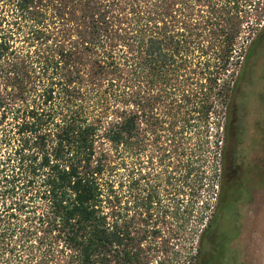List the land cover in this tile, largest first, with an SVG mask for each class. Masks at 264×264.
Masks as SVG:
<instances>
[{
  "label": "trees",
  "instance_id": "obj_1",
  "mask_svg": "<svg viewBox=\"0 0 264 264\" xmlns=\"http://www.w3.org/2000/svg\"><path fill=\"white\" fill-rule=\"evenodd\" d=\"M245 3L0 0V264H169L151 196L129 208L122 189L134 179L127 186L121 170L148 134L179 144L193 115L206 125L216 108L218 210L185 258L214 263L212 234L247 177L233 176L225 148L239 137L232 100L264 44V25L237 42Z\"/></svg>",
  "mask_w": 264,
  "mask_h": 264
},
{
  "label": "rangeland",
  "instance_id": "obj_2",
  "mask_svg": "<svg viewBox=\"0 0 264 264\" xmlns=\"http://www.w3.org/2000/svg\"><path fill=\"white\" fill-rule=\"evenodd\" d=\"M243 5L247 18L237 42L248 46L250 39L264 25V0H247ZM253 61L252 58L239 83L230 112L234 122L233 133L239 134L238 138L233 135L225 146L235 151L230 165L234 177V171L242 175L250 161L264 160V44L257 50V59ZM197 118L193 115L179 144L165 142V132L160 133L158 140H155V135L148 134L144 150L133 159L126 157L128 169L125 173L121 170V178L125 177L127 186L134 179L129 195L126 187L122 189L123 200L129 202V208H132L133 201L140 205L146 194L151 196L152 221L161 230L162 240L168 239L165 259L169 264H189L185 259L187 254L194 253L200 230L212 212L217 213L218 210L216 182L211 180L210 183L209 179L219 168L218 153L224 146L219 127L224 123V114H217L216 108L211 109L206 125ZM142 122L143 119L141 129L144 128ZM132 172L133 176H128ZM246 178L245 188L226 215L233 232L230 228L227 230L231 238L227 239L223 253L220 231L224 224H220L218 232L214 230L212 234L213 238L217 235L219 239L218 254L213 264H264V185L249 190ZM206 204L210 205L209 209H206ZM171 208H179L182 217L168 219ZM203 247L208 252L209 244Z\"/></svg>",
  "mask_w": 264,
  "mask_h": 264
},
{
  "label": "flooded vegetation",
  "instance_id": "obj_3",
  "mask_svg": "<svg viewBox=\"0 0 264 264\" xmlns=\"http://www.w3.org/2000/svg\"><path fill=\"white\" fill-rule=\"evenodd\" d=\"M262 141L264 142V139H262ZM247 184L249 190L253 189L254 187L264 185V160H261L260 162L250 161L248 163ZM217 223L218 225L224 224L228 226V228H224L222 229V231H220V234L222 236L221 242L223 243L227 239L231 238L230 235L227 234V230L231 229L232 224H230V220L227 219L219 220ZM231 232H233V230H231ZM222 243H221V248H222Z\"/></svg>",
  "mask_w": 264,
  "mask_h": 264
}]
</instances>
